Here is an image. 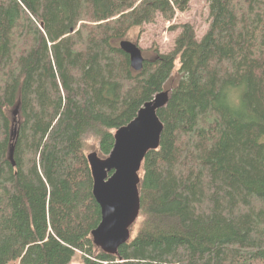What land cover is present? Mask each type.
<instances>
[{
  "label": "trees",
  "instance_id": "obj_1",
  "mask_svg": "<svg viewBox=\"0 0 264 264\" xmlns=\"http://www.w3.org/2000/svg\"><path fill=\"white\" fill-rule=\"evenodd\" d=\"M189 4L0 0V264H264V0H210L203 39L180 26L141 72L120 48ZM162 93L141 222L108 255L92 238L102 213L86 144L107 159Z\"/></svg>",
  "mask_w": 264,
  "mask_h": 264
},
{
  "label": "water",
  "instance_id": "obj_2",
  "mask_svg": "<svg viewBox=\"0 0 264 264\" xmlns=\"http://www.w3.org/2000/svg\"><path fill=\"white\" fill-rule=\"evenodd\" d=\"M121 50L129 56L132 69L141 72L145 57L141 48L124 40ZM168 93L157 95L145 104L136 119L119 129L115 145L107 159L96 152L88 155L94 178L93 195L101 208L102 219L92 233L94 244L108 255H116L119 249L131 240V228L141 213L139 186L142 165L151 151L160 148L164 126L158 111L166 106ZM18 110L14 112L16 117ZM14 147L10 150L13 161Z\"/></svg>",
  "mask_w": 264,
  "mask_h": 264
},
{
  "label": "rangeland",
  "instance_id": "obj_3",
  "mask_svg": "<svg viewBox=\"0 0 264 264\" xmlns=\"http://www.w3.org/2000/svg\"><path fill=\"white\" fill-rule=\"evenodd\" d=\"M212 23L210 0H190L189 9L185 13H177L172 22H166L159 19L154 25H144L141 28L134 29L127 36L126 40L138 45L143 51L144 57H151L152 51L158 50L160 54L170 53L174 47L178 36L181 33L180 26L190 24L194 27L198 41L209 31ZM88 154L94 153L97 143L93 140L86 144ZM141 220L138 219L136 224L131 228V239L137 234ZM11 264H20V261ZM70 264H85L78 254Z\"/></svg>",
  "mask_w": 264,
  "mask_h": 264
},
{
  "label": "bare ground",
  "instance_id": "obj_4",
  "mask_svg": "<svg viewBox=\"0 0 264 264\" xmlns=\"http://www.w3.org/2000/svg\"><path fill=\"white\" fill-rule=\"evenodd\" d=\"M140 112V111H139Z\"/></svg>",
  "mask_w": 264,
  "mask_h": 264
}]
</instances>
